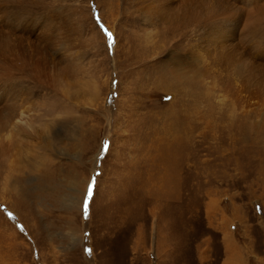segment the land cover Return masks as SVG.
<instances>
[{
  "label": "rangeland",
  "instance_id": "1",
  "mask_svg": "<svg viewBox=\"0 0 264 264\" xmlns=\"http://www.w3.org/2000/svg\"><path fill=\"white\" fill-rule=\"evenodd\" d=\"M19 1L0 0V40L17 28L47 82L24 108L35 135L0 159V264H264V48L219 57L218 19L171 26L150 0Z\"/></svg>",
  "mask_w": 264,
  "mask_h": 264
},
{
  "label": "bare ground",
  "instance_id": "2",
  "mask_svg": "<svg viewBox=\"0 0 264 264\" xmlns=\"http://www.w3.org/2000/svg\"><path fill=\"white\" fill-rule=\"evenodd\" d=\"M39 1L44 7H48L52 12L55 11L54 8L56 6L45 0ZM150 1L151 6L153 7L150 8V6L146 8L147 13H149V18H152V15L155 14L159 22L165 24L171 23V26L172 24L176 25L178 22L181 23L185 20L184 22H190L188 25L190 28H193L191 27L192 25L190 26L191 22L196 27L201 21V18H203L205 22L207 20L211 22L218 19L221 34L219 35V38H215L220 41L218 51L219 57L223 56V52H226L227 54V51H225L226 46H232L231 43H234L235 41V43H237V40L243 38L246 45H249L254 51L261 52L264 48V42L260 40L264 36V0H237L240 4L236 6V3V7L233 6L235 9H239L238 11L240 14L238 13L237 20H232L237 21L233 23V28H231V25L223 19H230L231 13L234 12L233 6L231 8L233 9L232 12L227 10L224 11L222 5L225 4L227 0H180L177 5L175 4L177 0ZM133 2L134 6L138 4V0H133ZM15 3L19 11H24V5L20 3L19 0H15ZM61 3H63L62 0ZM174 4L176 5L175 7ZM166 8H169V11L166 12ZM234 15L236 16V14ZM244 16L242 31L240 30L235 36L236 28L239 27L240 21ZM61 22L62 21H60V23ZM60 23H57L55 19L49 17L47 19V35L50 34L53 36L52 38L56 39L59 43L65 44L63 42L65 36L62 35L65 31L61 33V30L65 27H63L64 24L62 25ZM9 27H11V25H9ZM53 29L55 31H53ZM17 30L18 29L15 27L4 30L2 33L3 37L0 40V159L5 158L10 154V151L15 148V144L19 142L20 138L26 140L35 135L36 127L33 124L34 122L26 115L24 108L27 102L31 100L33 101L34 99L31 94L33 89L37 88L36 86L41 87V85L45 87L47 82L43 81L44 72H42V66L39 65L42 60H37L39 57L35 60H31L30 58L22 56L19 52L12 50L11 43L21 39V37L16 34ZM257 32H259L260 37L255 36ZM250 37L254 41L253 44H248L247 42ZM23 40L25 41L26 39ZM233 46L231 47V50L236 47V44L234 47ZM238 46L239 45H237V47ZM25 47H27V45ZM243 47L245 48V46ZM81 59L82 57L76 53L74 58H67L66 62H64L65 64L57 68L55 72L50 71V79L53 85H55L56 79L58 86L61 80H64L69 75L72 76L74 73H77V71L82 68L77 64ZM236 64V71L245 74L249 78H252L253 75H255L253 73L257 72L255 71L253 62L251 63L238 58ZM175 66L178 67L177 69H180L179 71H181V73H185L180 61H176ZM25 70H27L28 73L27 78ZM29 73H32V75H29ZM10 135L12 138L7 141L6 137L10 138Z\"/></svg>",
  "mask_w": 264,
  "mask_h": 264
},
{
  "label": "snow or ice",
  "instance_id": "3",
  "mask_svg": "<svg viewBox=\"0 0 264 264\" xmlns=\"http://www.w3.org/2000/svg\"><path fill=\"white\" fill-rule=\"evenodd\" d=\"M107 144L104 145V148L107 149ZM93 198V185L90 183L88 185V189H87V194L84 198V202H83V206H84V211L87 214L88 213V209H89V201Z\"/></svg>",
  "mask_w": 264,
  "mask_h": 264
}]
</instances>
